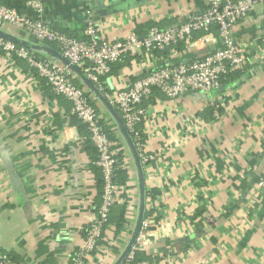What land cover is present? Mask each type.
<instances>
[{
	"label": "crops",
	"instance_id": "crops-1",
	"mask_svg": "<svg viewBox=\"0 0 264 264\" xmlns=\"http://www.w3.org/2000/svg\"><path fill=\"white\" fill-rule=\"evenodd\" d=\"M26 1L0 3L33 18ZM39 1L54 28L82 37L93 21L109 41L151 23L181 25L207 7L206 0ZM262 10L237 25L235 41L264 35V17L257 18ZM0 32L18 43L25 38L9 26ZM195 35L197 42L202 34ZM179 46L124 57L106 78L108 87L121 88L152 67L188 61L221 43ZM73 83L86 87L77 73ZM213 96L223 107L218 121L210 96L200 92L168 99L155 91L143 103L148 117L141 128L156 158L142 171L118 115L91 95L128 175L132 227L117 235L114 227L107 230L88 264L119 263L135 240L147 190L156 199L139 248L152 263L264 264V191L255 188L264 174V59L251 58L247 71L227 76ZM71 117L67 100L54 96L24 62L0 53V246L25 264H70L99 206L97 153L85 149Z\"/></svg>",
	"mask_w": 264,
	"mask_h": 264
},
{
	"label": "built area",
	"instance_id": "built-area-1",
	"mask_svg": "<svg viewBox=\"0 0 264 264\" xmlns=\"http://www.w3.org/2000/svg\"><path fill=\"white\" fill-rule=\"evenodd\" d=\"M206 1L207 7L204 11L192 15L181 25L166 29L152 27L146 30L143 36L139 37L132 32L116 41L105 39L100 28L93 21L87 22L82 37L65 35L45 19L44 6L39 0L25 2L26 7L33 12V18L21 15L11 6L0 3V31L9 26L25 35L18 45L16 44L18 42L5 39L0 34L1 52L8 55L10 60L18 59L24 62L43 80L44 85L53 95L71 104V115L85 127L88 139L97 153L94 165L102 176L101 202L93 219L82 228V235L73 251L70 264H88L102 245L101 242H104V238L107 241L106 231L112 226L106 227V225L114 204L123 203L128 199L125 226L132 227V224H129L131 216L129 197L126 187L114 183V172L122 168V164L118 151L113 147V141L108 137L107 124L101 112L92 104L93 92L87 87L73 83L74 72L68 65L43 52L41 54L44 56H37L35 50L26 45L38 46L46 42L56 45L59 50L57 53L67 60L70 66L80 71L118 115L140 168L145 171L155 161L156 156L147 150L146 138L141 128L148 117L143 103L148 101L155 91L168 99H177L199 92L207 94L210 96L209 107L212 109V117L218 121L223 107L213 94L219 90L221 81L231 73L246 72L251 58L264 59V35L246 41L233 39L234 29L239 23L250 19L257 7L262 6L263 9L257 18L264 17V0ZM213 29L217 31L216 37L213 36ZM196 33L202 34L197 42L207 44L217 39L221 47L196 55L188 61L152 67L145 75L121 88L108 87L106 78L110 74L111 66L124 57L133 56L137 52L144 53L148 57L179 43L196 47L197 42L192 39ZM248 171L253 172L254 167L248 168ZM255 188L256 191H264V174L257 176ZM155 199L156 195L152 191L144 192L143 216L135 240L118 264H154L151 261L135 262V254L140 251L139 247L150 228V214L154 209ZM0 264L25 263L18 262L11 253L0 246Z\"/></svg>",
	"mask_w": 264,
	"mask_h": 264
},
{
	"label": "trees",
	"instance_id": "trees-1",
	"mask_svg": "<svg viewBox=\"0 0 264 264\" xmlns=\"http://www.w3.org/2000/svg\"><path fill=\"white\" fill-rule=\"evenodd\" d=\"M152 27H156V26L154 24H152V23L151 24H147L143 28L137 29L138 30L137 33L136 32H134V33L137 36L140 37V36H143L144 35V33H145L146 30H148L149 28H152ZM55 29L58 30V31H60V32H62V33H64L65 35H67L69 37L79 38L77 36H71L68 33V31H66L64 29H57V28H55ZM196 34H201V33H196ZM195 38H196V35L194 34L192 36V39H195ZM15 42H17V41H15ZM16 44L20 45L19 43H16ZM181 44L183 45L184 43H179V44H177L175 46H179ZM44 45L47 46L48 48L56 51V52L59 51L54 43L46 42V43H44ZM26 46L28 48H30V49H34L35 50L34 51L35 52V55L40 56V57L41 56H44L43 54H41L42 51L40 49H37V48H35V47H33V46L29 45V44L26 45ZM0 53H3V52H1V50H0ZM15 60L20 61L18 59H15ZM116 64H114V65L111 66L110 74H111V72H114L113 71V68H114V66ZM239 73H241V72H234V73L229 74L228 76H230V78H234L235 79V78L239 77ZM243 73H245V72H242V74ZM223 81L224 80L221 81L222 84H223ZM71 119H72V123L77 127L79 133L84 137V139H83L84 142L83 143H84L85 149L87 151H90L91 153L94 154L93 150H95V149L93 148L91 142L88 139V134H87V131H86L85 127L82 124H80L79 121L74 116L71 117ZM107 134H108L109 139L112 140L111 139L112 138L111 137V132H110V130L108 128H107ZM97 170L99 171V175H100L99 180H98V185H100V187H101L100 199H99V203H98V204H100V202H101V195H102L103 182H102V176H101L100 170L98 168H97ZM127 176L128 175H127L126 171L123 168L116 169V171L114 172V176H113L114 183L116 185L124 186L125 187V184L127 182ZM154 194L156 195V193H154ZM123 198H125V196ZM127 200L124 201L123 203L114 204L113 207L110 210V214H109V218H108V223H107L106 227L107 226L114 227V235L119 234L121 232V230L123 229V226L125 225V214H126V208H127ZM13 257L19 262V260L15 256H13ZM141 261H150V258L147 257V256H145V254L142 253L141 251H138L135 254V262H141Z\"/></svg>",
	"mask_w": 264,
	"mask_h": 264
},
{
	"label": "water",
	"instance_id": "water-1",
	"mask_svg": "<svg viewBox=\"0 0 264 264\" xmlns=\"http://www.w3.org/2000/svg\"><path fill=\"white\" fill-rule=\"evenodd\" d=\"M77 1H79V2H86V1H88V0H77ZM13 41H14V40H13ZM33 47H35V48H37V49H40V50H41L43 53H45L46 55H48V56H50V57H52V58H55V59L59 60L62 64H64V65H68L69 68H70V70H71L72 72H74V73H77V74L80 76V78L82 79V81L84 82V84L86 85V87H87L88 89H90V91L93 92V93L96 95V97H98L99 100H101V102L105 105V107H106L109 111H111V113L115 114V111H114V110L112 109V107H111V106H110V105H109V104L103 99V97L100 95V93L96 91V89L94 88V86H93V85H92V84H91V83H90V82H89L84 76L81 75L80 71H79L76 67L70 66L69 63H68V61L65 60V59H64L59 53H57L56 51H54V50H52V49L46 47L45 45H38V46H33ZM122 130L125 132L123 125H122ZM125 134L127 135L126 132H125ZM127 136H128V135H127ZM141 201H142V200H141ZM142 204H143V202H142ZM142 209H143V206L141 205L140 212H141ZM139 222H140V221H139ZM138 225H139V223H138ZM138 225H137V227H136V229H135V235H136V231H137ZM129 248H130V247H128V249L126 250V252L124 253V255L128 252Z\"/></svg>",
	"mask_w": 264,
	"mask_h": 264
}]
</instances>
